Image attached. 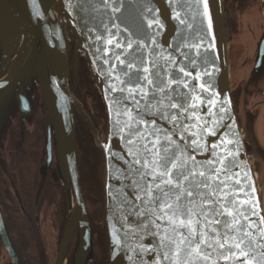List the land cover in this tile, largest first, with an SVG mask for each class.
Masks as SVG:
<instances>
[{
    "label": "water",
    "instance_id": "95a60500",
    "mask_svg": "<svg viewBox=\"0 0 264 264\" xmlns=\"http://www.w3.org/2000/svg\"><path fill=\"white\" fill-rule=\"evenodd\" d=\"M233 39L226 36L224 0H0V101L12 110L17 86L40 84L48 163L55 142L70 212L62 251L74 249L75 264H90L94 253L68 93L72 45L84 54L108 116L102 144L108 264H264V167L254 170L245 147L260 161L264 19L244 23ZM18 100L29 112L27 98ZM146 145L174 154L173 172L187 169L197 181L204 180L200 172L208 176L211 187L202 184L188 204L201 221L191 246L179 243L188 229L173 231L178 221L142 191L158 159ZM211 207L222 214L200 216Z\"/></svg>",
    "mask_w": 264,
    "mask_h": 264
},
{
    "label": "flooded vegetation",
    "instance_id": "af4514ba",
    "mask_svg": "<svg viewBox=\"0 0 264 264\" xmlns=\"http://www.w3.org/2000/svg\"><path fill=\"white\" fill-rule=\"evenodd\" d=\"M262 19V0H224L228 42L243 34L244 23ZM2 68L0 55V81ZM237 69L238 64L234 71ZM241 91L242 84L233 94L236 107ZM68 93L72 100L79 184L93 234L94 258L89 263L108 264L102 149L108 139V116L86 58L74 45L70 52ZM14 96L12 110L9 101H0V264H75L74 249L62 251L70 212L58 174L55 142L48 163L40 84L34 82L31 88L17 86ZM24 96L29 112L18 100ZM245 147L254 170L264 167V145L260 161L251 155L249 143Z\"/></svg>",
    "mask_w": 264,
    "mask_h": 264
},
{
    "label": "snow or ice",
    "instance_id": "6c2138e0",
    "mask_svg": "<svg viewBox=\"0 0 264 264\" xmlns=\"http://www.w3.org/2000/svg\"><path fill=\"white\" fill-rule=\"evenodd\" d=\"M132 66V63L129 62L128 67L131 68ZM144 71L147 72L148 69L145 68ZM145 79H147V77H145ZM173 107H175V105H173ZM145 150L148 152L156 151L158 159L152 162L153 175L151 183L145 189H142V191H145L146 196L149 198L150 202L156 206L159 212H162L165 216H170L174 221H178V224L173 225V231H177L178 228L188 229V234L179 241L180 244L188 243L189 246H191L194 243H197L198 234L193 228V225L201 223V221L199 219H192L194 209L189 208L188 204H194L195 199L201 195L199 189L202 184L205 187H211L207 184L208 176L205 172H200L199 176L204 177V180L197 181L195 180L197 174L187 169H181L178 173L173 172L172 169L177 167L174 154L172 156L167 155L166 149L161 153L160 151L155 150V146L152 149H149L146 145ZM137 163H140V161H137ZM143 163L145 167L148 166L147 161H144ZM221 163H223V161H221ZM170 164L172 165L171 169L169 168ZM157 169L158 172L156 171ZM223 170L227 171V166ZM142 175L147 177L146 172L142 173ZM165 177H168V179H165ZM182 181H188V184L185 186L182 184ZM218 189L219 185L217 186V189H213V191ZM173 197H175V201H173ZM185 197L188 198L187 204L185 203ZM230 203L231 201L226 203L224 207L227 208ZM212 204L215 205L216 201L213 200ZM221 214L222 213L215 207L201 209L200 211V216L204 218H208L210 215L215 218ZM157 218L159 219L161 217L158 216ZM215 222L219 223V220L216 219ZM224 223L227 225V221ZM223 234L227 235V233ZM199 235L203 236L204 233H200ZM203 243V239L198 240V244ZM222 246L223 245H221V247ZM195 250L198 252L203 251V249L198 246ZM167 258L168 257H165V259Z\"/></svg>",
    "mask_w": 264,
    "mask_h": 264
}]
</instances>
